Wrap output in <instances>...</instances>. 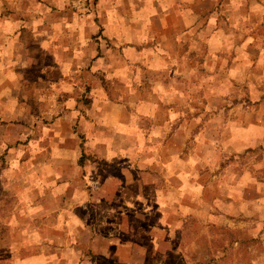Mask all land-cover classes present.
<instances>
[{
  "label": "rangeland",
  "instance_id": "rangeland-1",
  "mask_svg": "<svg viewBox=\"0 0 264 264\" xmlns=\"http://www.w3.org/2000/svg\"><path fill=\"white\" fill-rule=\"evenodd\" d=\"M130 24L143 28L135 34L148 47L161 35L179 46V62L166 65L177 78V124L184 133L189 128L176 148L195 175L189 179L195 224L193 216L180 224L185 236L196 235L193 249L185 243L161 256L119 251L110 259L81 251L62 260L119 264L123 255L127 264H264V0H0V204H14L3 192L4 171L28 168L29 122L49 120L63 98L53 86L59 76L53 55L67 48L74 57L77 45L86 59L103 55L114 43L128 44L115 26ZM99 81L100 89L115 91V80ZM17 210L0 207V216L9 220ZM2 256L1 264H11Z\"/></svg>",
  "mask_w": 264,
  "mask_h": 264
},
{
  "label": "crops",
  "instance_id": "crops-1",
  "mask_svg": "<svg viewBox=\"0 0 264 264\" xmlns=\"http://www.w3.org/2000/svg\"><path fill=\"white\" fill-rule=\"evenodd\" d=\"M115 28L128 44L114 43L87 59L82 45L74 57L67 48L53 55L59 72L53 86L63 100L52 105L56 113L49 120L29 122L28 168L4 171L3 192L14 204L5 199L0 207L19 209L9 220L0 216V256L11 264H66L64 255L76 258L81 251L110 259L119 251L161 256L181 251L185 243L193 249L196 235L185 236L180 224L191 216L195 224L189 199L195 175L185 162L190 158H181L176 148L189 128L184 133L177 124V78L166 65L179 62V46L161 35L157 46L148 47L146 37L135 34L143 28ZM189 50L187 45V60ZM69 73L79 80L68 79ZM101 75L115 80L119 91L100 89ZM83 95L89 103L78 99ZM122 257L119 264H127Z\"/></svg>",
  "mask_w": 264,
  "mask_h": 264
}]
</instances>
